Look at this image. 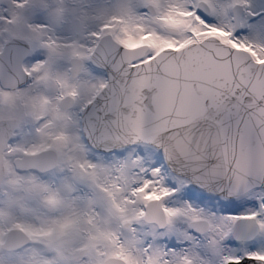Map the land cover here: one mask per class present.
Here are the masks:
<instances>
[{
	"label": "snow or ice",
	"instance_id": "snow-or-ice-1",
	"mask_svg": "<svg viewBox=\"0 0 264 264\" xmlns=\"http://www.w3.org/2000/svg\"><path fill=\"white\" fill-rule=\"evenodd\" d=\"M0 264H264V0H0Z\"/></svg>",
	"mask_w": 264,
	"mask_h": 264
}]
</instances>
